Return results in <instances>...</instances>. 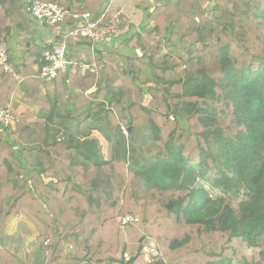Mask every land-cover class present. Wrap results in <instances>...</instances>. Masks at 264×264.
Masks as SVG:
<instances>
[{
	"label": "trees",
	"instance_id": "trees-1",
	"mask_svg": "<svg viewBox=\"0 0 264 264\" xmlns=\"http://www.w3.org/2000/svg\"><path fill=\"white\" fill-rule=\"evenodd\" d=\"M32 1L16 0L27 13ZM38 1L96 21L111 5ZM133 6L143 19L118 37L124 54L70 35L72 17L51 26L28 13L51 42L21 40L22 61L15 63L23 25L0 3V42L20 76L0 69V109L10 107L17 119L0 140L1 243L8 222L23 215L39 234L41 264H116L125 249L131 257L141 244L135 264H142L149 238L160 252L152 264H264V0H134ZM60 44L73 68L84 53L96 72L41 78L34 67ZM22 92L28 109L18 115L13 98ZM32 105L42 109L37 117ZM60 119L75 123L64 140L51 133ZM121 126L132 128L128 139ZM92 130L114 142L112 158L90 153L97 142ZM138 136L157 147L153 156L130 148ZM185 173L199 184L183 182ZM127 214L138 222L119 228ZM0 264L29 263L3 247Z\"/></svg>",
	"mask_w": 264,
	"mask_h": 264
},
{
	"label": "built area",
	"instance_id": "built-area-1",
	"mask_svg": "<svg viewBox=\"0 0 264 264\" xmlns=\"http://www.w3.org/2000/svg\"><path fill=\"white\" fill-rule=\"evenodd\" d=\"M31 16L39 21L47 22L51 26H58L68 17H72L76 23L74 31H68L72 36H80L83 38L92 39L96 44H101L104 39L101 20H94L92 15L87 13L80 16L74 10H69L60 7L54 3L41 2L34 0L28 9ZM94 49V47L92 48ZM9 47L6 43L0 42V69H3L5 74L15 80H20L19 74L9 64ZM42 66L38 67V73L41 78L48 82L55 80L60 72L66 71L68 64H71L70 70L77 74L81 70L82 74L95 73L96 68L86 61L75 63L68 60V49L66 44L55 45L52 50H47L43 53ZM69 70V71H70ZM17 124V119L10 110V107L0 109V140L7 129H11ZM121 131L125 138L130 137L129 129L121 126ZM138 222V218L133 214L122 215L118 218L117 224L119 228H125ZM145 258L144 264H152L153 260L159 257V251L155 241L150 240L144 246Z\"/></svg>",
	"mask_w": 264,
	"mask_h": 264
},
{
	"label": "crops",
	"instance_id": "crops-1",
	"mask_svg": "<svg viewBox=\"0 0 264 264\" xmlns=\"http://www.w3.org/2000/svg\"><path fill=\"white\" fill-rule=\"evenodd\" d=\"M130 2V7L132 8L133 5V1L134 0H110V8L108 10V12L106 13V15L101 19L102 22V31L104 33V39L103 42L101 43L102 45H110L111 47H115L114 50H118L121 51L123 54L126 52V49L124 47L123 44H121L122 41H118V37H122L125 33L128 32V30L130 29L131 25H140L142 22V13L139 11H135L136 13L132 14V11H129V8H127V11L129 12H125L127 18H129L130 20H132L130 22L129 25H126L124 27V29H117L115 30V28L113 27L110 30L106 29L105 25H106V21L108 24H119L120 22L117 20L112 21L110 19V14L112 13H117V10L120 7H123V5H125L127 2ZM141 1V0H140ZM8 4L11 5V3L9 1L5 2V6H7ZM137 10V9H136ZM24 12L23 10H16L15 13L18 16V18L20 19V22L18 23H23L24 25H27L29 22V16L28 13H22ZM123 13V11H120V14ZM129 13V14H127ZM139 13V15L137 14ZM109 15V16H108ZM114 15V14H112ZM133 16V17H131ZM140 17V18H139ZM133 18V19H132ZM134 19H137V22L134 23ZM40 30V29H39ZM33 31L35 33L38 32L37 27H35V29H33ZM47 35V34H46ZM21 37V36H20ZM45 41L47 43L51 42V36L47 35L46 36ZM19 40V39H18ZM114 40V43L112 42ZM17 46V47H16ZM15 50L13 52V57L12 59L15 61V63H20L22 61V51L21 49L18 47L17 42H15ZM125 51V52H123ZM82 57L84 56V53L81 55ZM16 58L18 60H16ZM82 60V59H81ZM38 67L39 65L34 67V71L38 73ZM67 71V70H66ZM83 76H85V74H83ZM98 89L97 86H95L91 91H89L88 94H91L93 92H96ZM79 93V91H78ZM24 95L25 93L22 92L20 95H15L13 100H14V105L12 106L14 111L18 114V115H24L27 112V106L24 103ZM45 95V93L42 95V97ZM29 110L32 114V116L37 117L38 115L41 114V108L39 106L36 105H32L29 107ZM93 125L95 126L96 123H93ZM72 126H75L74 122H68L67 120L65 121V119H60V120H56L52 125H51V133L52 136H62V135H72L74 134V127L72 128ZM12 130L16 129V125L14 127L11 128ZM91 139L93 140L94 138H97V142L95 143V145L92 148V151L90 153H92L93 155L97 156L98 152L100 151L101 154L106 158V159H110L107 156V150H109V156H110V150H112V153L114 154V142H109L106 137L105 134L100 132V130H92L91 132ZM8 138L7 133H5L2 136V140H6ZM132 139V137H131ZM142 140V139H141ZM83 141V140H82ZM137 141V138L135 139V142ZM84 142V141H83ZM88 142V141H85ZM129 143V142H128ZM130 143H133V145H130V148L132 146L135 145V143L131 140ZM3 151V146H1L0 144V152ZM113 154H111L113 156ZM112 158V157H111ZM30 234V237L27 235ZM18 235H24V244L25 247L28 249L32 248L31 252H30V259L31 260H27L25 258H23L22 256H20L19 254H17V251L13 250L10 248V245L8 247V242H10L11 240H13L15 237H19ZM39 234L37 232V229L35 228V226L33 225V223L31 221H29L25 216L23 215H18V216H14L7 225V235L5 238V243H1L0 241V249H2L3 247H5L10 253H12L13 255H15L16 257L22 259L23 261L29 263V264H41L44 262L45 257L42 255L39 246L37 245V238H38ZM16 240V239H15Z\"/></svg>",
	"mask_w": 264,
	"mask_h": 264
},
{
	"label": "rangeland",
	"instance_id": "rangeland-1",
	"mask_svg": "<svg viewBox=\"0 0 264 264\" xmlns=\"http://www.w3.org/2000/svg\"><path fill=\"white\" fill-rule=\"evenodd\" d=\"M136 2H140V0H136ZM14 4V3H13ZM15 4L17 5L16 7H13V5L12 6H10V4H8L6 7L8 8V10L10 11V13H11V15H12V17H13V19H14V21L16 22V23H18V22H20V19L18 18V16L16 15V13H15V11L17 10H19V8H20V4L18 3V2H15ZM127 8H129V11H132L133 13L132 14H134V13H136L137 11H138V9L136 10V8H135V6H133L132 5V8L130 7V2L128 1L125 5H123V7H120L118 10H117V13H112V14H114V15H112V14H110V19L112 20V21H114V20H117V18H118V20L117 21H119L120 23L119 24H108L107 23V21H106V25H105V27H106V29H108V30H110L111 31V29L114 27L115 28V30H117V29H124V27L126 26V25H129L130 24V22L132 21V20H130L129 18H127V17H125L126 15V13L125 12H129V11H127ZM21 10V9H20ZM120 11H123V13H121L120 14ZM136 11V12H135ZM22 13H27L26 11H24V12H22ZM29 13V12H28ZM127 14H129V13H127ZM138 15H139V13H137ZM29 16V15H28ZM109 16V15H108ZM131 17H133V16H131ZM140 18V17H139ZM133 19V18H132ZM135 22H137V19H134V23ZM41 22H38V21H36V20H34V19H32L31 17H29V22H28V24L27 25H24L23 23H22V25H23V30H19V34H18V36H17V38H16V42H17V44H18V47L21 49V51H22V53H23V49H22V43H21V40H23V39H28V40H32V41H37V42H39V43H42L45 39L44 38H46L47 39V35H46V31L48 30V29H45V27L44 26H42L41 27ZM35 27H37V29H38V32L37 33H35L34 31H33V29H35ZM110 27H111V29H110ZM40 29V30H39ZM118 31V30H117ZM112 32V31H111ZM21 36V37H20ZM19 39V40H18ZM48 40V39H47ZM113 43H114V40L112 41ZM17 47V46H16ZM13 57H15V56H13ZM81 59L82 60H85V57H81ZM16 60H18L17 58H16ZM81 60V61H82ZM152 99V97L150 96V95H145V105H147V104H149V102H150V100ZM74 127V131H75V126H72V128ZM128 128V127H127ZM92 132V131H91ZM59 137L62 139V140H64V138H66L67 136L66 135H62V136H58V140H59ZM142 137V136H141ZM141 137L140 136H138L137 137V141L136 142H134L135 143V145L134 146H132L131 147V149H133L134 150V153L135 154H137V155H140V154H143V155H145V156H153L155 153H156V151H157V147L156 146H153V145H151V143L150 142H148V143H144L142 140H141ZM129 145H133V143H129ZM149 150H151V151H149ZM109 150H107V156H108V158H111L112 157V155L111 154H113L112 153V150H110V156H109ZM133 154V151H131V155ZM133 156V155H132ZM183 182H186L187 184H189V185H191V186H193V187H196L198 184H199V180H196V181H194V180H190L189 179V177L187 176V174L185 173V177L183 178ZM202 183V182H201ZM214 194H216L217 196H222L220 193H218V192H215ZM29 237H30V234H27ZM19 237H15L13 240H11L10 242H8V247H9V245H10V248L11 249H13V250H15V251H17V254H19L20 256H22L23 258H25V259H27V260H31L30 259V257H31V255H30V252H31V250H32V248H30V249H28V247L26 248L25 247V244H24V235H18ZM16 239V240H15ZM150 240H153V241H155L156 242V244H157V248H158V242H157V240L156 239H154V238H149V239H147L146 240V245H147V243L150 241ZM38 246H39V244H37ZM158 251H159V248H158ZM160 253V252H159ZM42 255L44 256L45 254H43L42 253ZM142 264H144V263H142Z\"/></svg>",
	"mask_w": 264,
	"mask_h": 264
},
{
	"label": "water",
	"instance_id": "water-1",
	"mask_svg": "<svg viewBox=\"0 0 264 264\" xmlns=\"http://www.w3.org/2000/svg\"><path fill=\"white\" fill-rule=\"evenodd\" d=\"M9 1L11 3V5H13V7H16L17 5L15 4L16 0H0L1 4L5 5V2ZM14 3V4H13ZM21 8H19L20 10ZM21 11V10H20ZM213 16V14H212ZM71 68V64H68L67 66V72H69ZM129 131H132V128L129 129ZM141 243L144 241V238H142ZM143 250V245L141 244L140 247L138 248L137 254L131 257L127 256V252L126 249L122 252L121 256L119 259L113 260V262H115L116 264H135V262L138 260V258L140 257L141 253ZM161 261H158L156 264H161Z\"/></svg>",
	"mask_w": 264,
	"mask_h": 264
}]
</instances>
